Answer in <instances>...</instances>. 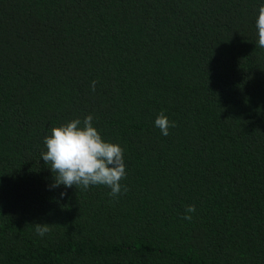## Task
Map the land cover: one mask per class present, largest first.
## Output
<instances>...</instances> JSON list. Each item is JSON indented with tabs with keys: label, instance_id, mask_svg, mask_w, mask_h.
<instances>
[{
	"label": "trees",
	"instance_id": "trees-1",
	"mask_svg": "<svg viewBox=\"0 0 264 264\" xmlns=\"http://www.w3.org/2000/svg\"><path fill=\"white\" fill-rule=\"evenodd\" d=\"M261 4L0 0V264H264ZM88 115L116 197L50 188L48 129Z\"/></svg>",
	"mask_w": 264,
	"mask_h": 264
},
{
	"label": "clouds",
	"instance_id": "clouds-1",
	"mask_svg": "<svg viewBox=\"0 0 264 264\" xmlns=\"http://www.w3.org/2000/svg\"><path fill=\"white\" fill-rule=\"evenodd\" d=\"M255 28L258 46L264 48V4L258 8ZM96 83L91 82L92 91H95ZM92 121V115H88L83 121L77 118L48 129L49 134L43 140L46 151L41 152V159L45 165H49L53 174L54 183L50 188L63 185L65 188L87 190L90 186L103 185L110 188V196L116 197L122 190L120 181L126 176L123 149L118 144L106 142L93 127ZM154 126L163 136H168L169 129L176 125L169 121L162 110L157 114ZM124 191H127L126 187ZM64 195L60 193L61 197ZM195 211L194 205L186 206L187 214L183 219L191 220V213ZM31 226L34 234L43 238L53 225L34 223Z\"/></svg>",
	"mask_w": 264,
	"mask_h": 264
}]
</instances>
